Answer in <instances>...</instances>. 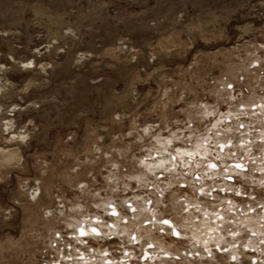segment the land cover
Returning a JSON list of instances; mask_svg holds the SVG:
<instances>
[{"label":"rangeland","instance_id":"rangeland-1","mask_svg":"<svg viewBox=\"0 0 264 264\" xmlns=\"http://www.w3.org/2000/svg\"><path fill=\"white\" fill-rule=\"evenodd\" d=\"M256 56L264 0H0V264H264V160L205 163Z\"/></svg>","mask_w":264,"mask_h":264},{"label":"built area","instance_id":"built-area-1","mask_svg":"<svg viewBox=\"0 0 264 264\" xmlns=\"http://www.w3.org/2000/svg\"><path fill=\"white\" fill-rule=\"evenodd\" d=\"M263 61H264L263 58L259 59L257 56L252 58L250 60V64L248 65V74L243 73L242 75H238L234 81H228V82L224 83V87H222L223 90L226 92V94H228V98L231 101V105H229V107L227 109H232L234 107L237 110L238 114H237V116H235L237 118L234 119V121L237 120V126H238L239 130H243L246 127H250L249 128L250 132L246 133L248 135H245L246 137H249V138L248 139L245 138L243 140L244 151H242V149L237 148L238 146L235 144L236 139L239 138L240 136L236 137V138L235 137L227 138L225 143H220V142L216 143V141H214V139L211 138L207 141V143L209 144L210 149L212 148L213 151L217 150V152L216 153L211 152L212 155H208V157L205 161L206 164L214 165L219 170H220V168H223V166H221L222 165L221 159H218L215 156H216V154H218V155L223 154L225 149H228V148L231 149L229 154H232L233 156H237L240 161H242V159H243L242 156L244 155L245 151L248 152V155H252V156H255V158H261L262 160H264V133H263V136L258 137V135L260 133L259 130L261 129L260 124L262 121V116L260 115V112H259V107L261 106L260 100H262V101L264 100V66H263ZM238 100H240V101H238ZM247 101L251 102L252 104L251 105L244 104ZM225 111H219L218 113H215V115H213V117H215L219 113L225 112ZM224 121H226L225 123H228V124L232 123V121H230V120L224 119ZM212 123L213 122L207 123V125L203 124L202 125L204 127L203 129L199 128L200 126L195 127L196 126L195 124L188 123L186 125L188 127L185 128V126H184V129L190 131L192 134H186L185 135L186 137L184 139L186 141H188V143H190L193 140V138L199 137L202 134H206V133L207 134H213V131H212L213 129L211 128ZM239 123L242 125H240ZM221 126H223V124L219 125V127H221ZM184 129L178 130L181 135H183L182 133H185ZM188 131H186V133ZM220 133H221V131H218V134H220ZM234 144L236 146H234ZM225 161L227 164L233 163L231 160H228V159H225ZM180 173L183 174L184 171H181ZM188 174L189 173H187L186 176H188ZM197 177L200 178L201 176H197ZM160 178H164V177H162V174L160 175ZM201 178H200V181H202ZM217 179H219V180H217ZM220 179H221L220 176H218L214 179L212 178L211 180L204 177V180H206V181L210 180L209 181L210 184H211V182L215 183L217 181H221ZM224 179H227V178L224 177ZM233 179L234 180L231 181L232 184L237 185V187H239V186L242 187V188H239V190L242 193L240 195H238L237 197H240L241 199L243 197H244V199L247 198L249 192L247 191L245 186H241L242 185V179L239 176H234ZM185 187L186 186H184V188ZM261 188L264 189V187H261ZM236 189L237 188H235L234 190H236ZM215 191H217V193L218 192L221 193V191H219L217 189H213L212 194L213 193L216 194ZM250 191H252V190H250ZM255 196H256V194L254 195V197ZM237 197H236V199H237ZM164 220H166V219H164ZM81 234H84V232H82ZM177 234L175 235V234L171 233L170 236L175 237L178 240L182 239V238H180L181 236H179Z\"/></svg>","mask_w":264,"mask_h":264},{"label":"bare ground","instance_id":"bare-ground-1","mask_svg":"<svg viewBox=\"0 0 264 264\" xmlns=\"http://www.w3.org/2000/svg\"><path fill=\"white\" fill-rule=\"evenodd\" d=\"M224 119L225 120H229V117H227V116H225L223 119H222V121L224 122ZM227 125H229L228 123H227ZM240 125H242V124H240ZM225 126V125H224ZM230 130H231V128H230ZM237 131L239 130V128L238 129H236ZM248 130V129H247ZM249 131H239V135H238V137L240 136V138H241V140L239 141V143H240V145H242L243 146V140L246 138V139H248L249 137H244V135H248V134H246V133H248ZM245 133V134H244ZM263 133H264V131H263ZM263 133H260L259 134V136H263L262 134ZM258 136V137H259ZM203 142V141H202ZM225 143V142H224ZM180 154H184V155H188V156H190L191 157V155H193V153H188V151H186V150H182L181 152H180ZM12 158V157H11ZM15 159V158H14ZM246 163H244V162H235V163H233V167L234 168H236L237 170H242V169H245L246 168V166L247 165H245ZM209 168L210 169H215V168H217V167H215L214 165H210L209 164ZM226 178L228 179V181H232L233 180V178L231 177V175H226ZM215 215V214H217L216 213V211H214L213 213H212V215ZM169 226H171V225H169ZM170 228V227H169ZM171 232H177L174 228H170L169 229ZM175 230V231H174Z\"/></svg>","mask_w":264,"mask_h":264}]
</instances>
